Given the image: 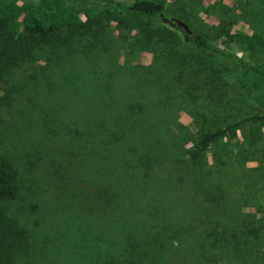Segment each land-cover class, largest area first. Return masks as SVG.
<instances>
[{"label": "rangeland", "instance_id": "rangeland-1", "mask_svg": "<svg viewBox=\"0 0 264 264\" xmlns=\"http://www.w3.org/2000/svg\"><path fill=\"white\" fill-rule=\"evenodd\" d=\"M154 1L193 35L264 67V0ZM0 15L13 31L32 17L61 31L98 22L44 57L72 82L63 119L92 131L99 153L40 113L38 154L16 121L13 152L4 146L20 171L10 210L32 236L19 264H264V124L196 147L201 134L264 111L263 79L112 5L0 0ZM135 126L147 137L131 136Z\"/></svg>", "mask_w": 264, "mask_h": 264}, {"label": "trees", "instance_id": "trees-1", "mask_svg": "<svg viewBox=\"0 0 264 264\" xmlns=\"http://www.w3.org/2000/svg\"><path fill=\"white\" fill-rule=\"evenodd\" d=\"M77 1L82 6L112 5L130 14L170 19L167 17L166 6L154 0ZM96 23L98 22L88 21L61 31L53 26L44 27L37 18L32 17L28 22L23 23L18 31H13L8 18L0 15V89L3 91L0 107L3 105L5 107L2 111L0 110V264H19L20 257L29 254V244L32 238L27 227L18 220L15 212L10 210V205L19 197L21 190L19 165L15 164L11 155H7L4 151V146L7 145L12 153L10 145L16 144V141L11 137L12 132H10L13 121H16L15 124H19L21 127L16 129L24 137H29L33 141L32 151L29 153L38 154L40 150V146L34 140V135L38 131L33 118V114L36 113L43 115L44 124L58 123L61 135L69 134L71 139H75V145L82 146L86 154L93 156L99 153L92 131L81 129L75 118L74 121L63 119L62 115L66 114L67 109L63 105L64 99L59 98L69 93L72 82L59 81L56 70L52 68L50 58L44 57L45 54L50 55L53 50V52H57L60 47L70 45L79 34L91 32L93 26L98 25ZM176 29L183 36L185 44L194 45L201 50L231 60L238 68L247 70L264 80L262 65L209 44L205 35H200L199 39H196L195 35H187L181 29ZM98 32L99 29L96 28L94 33ZM38 57H43L45 63L37 64ZM118 118L120 119V116ZM249 123L264 124V111L201 134L196 147L197 149L206 148L235 134L239 128ZM135 128L137 130L129 129L131 136H136L137 139L142 135H144L143 139L147 137L145 128L138 126ZM140 130L142 133L137 136V132ZM31 231L36 235L34 230ZM31 257H33L32 250Z\"/></svg>", "mask_w": 264, "mask_h": 264}, {"label": "water", "instance_id": "water-1", "mask_svg": "<svg viewBox=\"0 0 264 264\" xmlns=\"http://www.w3.org/2000/svg\"><path fill=\"white\" fill-rule=\"evenodd\" d=\"M161 20L163 23L168 24L169 26H171L172 28H178L181 29L183 32H185L187 35H192V31L190 30V28L188 27V25L176 18H163L161 17ZM196 39H199V37L197 35L194 36Z\"/></svg>", "mask_w": 264, "mask_h": 264}]
</instances>
